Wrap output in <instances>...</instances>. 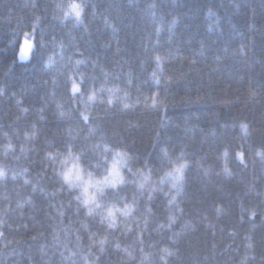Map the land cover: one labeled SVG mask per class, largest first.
Wrapping results in <instances>:
<instances>
[{"label":"trees","instance_id":"obj_1","mask_svg":"<svg viewBox=\"0 0 264 264\" xmlns=\"http://www.w3.org/2000/svg\"><path fill=\"white\" fill-rule=\"evenodd\" d=\"M70 2L0 0V264H264V0ZM65 144L127 152L116 227L55 175Z\"/></svg>","mask_w":264,"mask_h":264},{"label":"snow or ice","instance_id":"obj_2","mask_svg":"<svg viewBox=\"0 0 264 264\" xmlns=\"http://www.w3.org/2000/svg\"><path fill=\"white\" fill-rule=\"evenodd\" d=\"M87 5L84 3V0H80V2H76V0H71L70 3L67 5H57V9L62 13V15L59 17L62 20H68L69 18L74 19L76 23H82V15L84 12V8ZM38 19V18H37ZM26 36V43L27 39L30 38V34L25 33ZM32 45L27 44L28 51L31 50ZM25 55V49H21V58H24ZM157 61L160 60V57H156ZM77 63H80V61H77ZM80 91L79 86L76 84L75 81L72 83V93L75 95ZM95 99V93L93 95L89 96V100ZM108 103L111 104V99L108 100ZM156 105V100L153 98L152 106ZM125 108L129 107V105L125 104ZM64 113L61 112V116H63ZM84 120H88V116L81 113ZM242 129L244 130L245 134L248 132L247 125H241ZM73 145L71 144H65L64 148L67 152V156L63 160L60 161L61 164L67 166L69 163V160L71 159L72 164L71 167H65V170L60 172H55L56 176H59L62 178L63 182L67 184L69 190L75 188L78 186L76 182H80L81 185H83V194L86 197L81 201L83 206L87 208V214L91 216L97 209L100 210L98 213L101 216V224H103L105 221H107V227L108 228H114L116 227V219L114 216L113 208L115 207L114 204L109 206L106 203H101L100 201H113V200H121L123 197L121 196L122 189L118 188L119 185H122L125 183L124 178L122 177L120 171L117 168V164L120 163L123 165L128 157V154L126 151L117 150L114 152V155L111 158V164H109L108 156L106 155L111 149H109L107 146L104 147L103 153L99 154V157L96 158V164L93 165L92 161L87 157V145L82 146L77 152L74 153L73 151ZM100 147L99 144L93 145V148L98 149ZM23 151V149H21ZM226 154V153H225ZM60 155H63L62 153H48L49 159L55 161ZM237 156L240 158L241 162L243 163V153H237ZM163 157L167 158L169 165H171V169L169 171H165L164 177H161V183L164 182L165 177H169L173 181V188L177 190V194L182 190V184L184 180V170L187 167L186 163H177V161H180L183 159V152H181L180 156L176 157L175 160L169 157L167 149L163 150ZM95 158V157H94ZM119 158V159H117ZM83 164H87L88 168L92 167H103L104 173L100 179H95L93 177V173L91 171H87L85 167L82 166ZM145 167L147 165L145 164ZM131 171V169H129ZM143 175L142 170H137V172H134L133 175ZM4 176V172L0 170V177ZM85 176H87V180H85ZM147 179V178H145ZM140 189L143 190L145 185L142 183L140 184ZM93 189L92 194L89 195V189ZM155 188H151V191H155ZM76 200L80 201L81 197L76 196ZM135 199V198H134ZM149 199H151V195L149 194ZM175 197L172 198V200L169 201V203H172L174 201ZM91 205V206H90ZM116 211H122V214L127 216L132 211V205L125 203L123 210L116 209ZM106 212V215H105ZM101 245L105 243V240L101 239L99 241ZM119 247V245H117ZM103 251V248H101V252ZM167 252V249H165ZM168 255H172L171 252H168Z\"/></svg>","mask_w":264,"mask_h":264}]
</instances>
